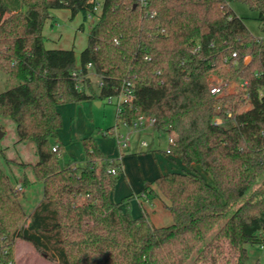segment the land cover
Returning <instances> with one entry per match:
<instances>
[{
	"label": "trees",
	"instance_id": "trees-1",
	"mask_svg": "<svg viewBox=\"0 0 264 264\" xmlns=\"http://www.w3.org/2000/svg\"><path fill=\"white\" fill-rule=\"evenodd\" d=\"M231 1L255 12L264 32V0H103L97 17L96 0H0V72L9 85L0 117L15 123L18 142L36 145L42 185L27 215L0 170V264H14L17 240L53 264H246V247L264 232V37L249 33ZM54 10L80 15V31L96 17L78 66L72 49L45 48ZM89 71L99 77L97 95ZM221 71L245 85L211 95L208 76ZM126 83L134 99L118 120L153 117L156 132L175 136L170 155L185 167L153 182L168 202L167 227L132 218L128 198L112 202L121 171L91 138L82 141L83 168L59 164L58 107L115 98Z\"/></svg>",
	"mask_w": 264,
	"mask_h": 264
},
{
	"label": "crops",
	"instance_id": "crops-1",
	"mask_svg": "<svg viewBox=\"0 0 264 264\" xmlns=\"http://www.w3.org/2000/svg\"><path fill=\"white\" fill-rule=\"evenodd\" d=\"M56 11H66L67 18L70 17L68 10L51 11V18L45 23L43 35L45 39L52 41V44H45V48L70 50L72 48L59 46L61 35L57 37L47 31L56 22L54 19V12ZM7 16L6 13L3 19H6ZM94 22L90 24V28ZM85 46L86 44L79 51L78 56ZM94 101L65 104L58 107L62 121V127L58 132V140L62 148L59 158L60 166L63 168H83L86 165L87 156L82 141L91 138L100 151L103 160L115 162L121 171L111 195L112 202L120 203L128 198L124 202L123 208H127L132 218L144 216L148 223L155 228L171 225L172 218L166 208L168 202L156 190L153 182L160 176L185 167L177 157L166 155V151L161 150L159 145L155 144L154 146L153 143L150 148L141 146L142 143H146L143 139L145 132L152 130L151 128L134 132L119 121L122 126L121 129L117 128L114 131L110 129L104 132L101 138L94 136L96 128L92 107ZM95 104L100 105L98 102ZM0 129L3 131V137L0 140V170L8 177L13 187L17 185L22 187L19 192V200L24 212L29 215L42 199V185L36 180L33 171V166L38 162L36 145L31 141L18 142L16 125L9 118L0 117ZM118 134L129 137V145L123 151L117 145L116 136ZM174 137L173 134L169 135V138L174 139ZM193 168L207 183L212 184L209 175L199 167L194 166ZM19 252H23L24 257L17 256L16 259L26 264L31 260L41 262V264H53L45 258L39 257L32 246L20 240L16 242L15 255Z\"/></svg>",
	"mask_w": 264,
	"mask_h": 264
},
{
	"label": "rangeland",
	"instance_id": "rangeland-1",
	"mask_svg": "<svg viewBox=\"0 0 264 264\" xmlns=\"http://www.w3.org/2000/svg\"><path fill=\"white\" fill-rule=\"evenodd\" d=\"M102 1L103 0H96V3H97L96 17L100 14ZM228 5H229V8L238 17H241L243 19L244 24L246 25L249 33L253 37L255 38L264 37V32L261 31V25L256 20L257 14L255 12H252L248 8L247 5L240 3V2L231 1L228 3ZM65 14H67L66 11L54 12V15H55L54 19L56 20V22L53 25V27L48 29L47 31H49L50 33H52L53 35L57 37L59 35L62 36L59 46H66L68 48H72L76 54L75 55L76 65H79L78 53L86 44L87 37L91 29L90 24L96 20V17H90L88 21L83 24V30L80 31V30H77V27L82 22L80 16H76L75 18L71 19L70 17L67 18ZM44 43L46 45H49V44H52V41L45 39ZM217 76L223 81H230V80L235 79L234 77L232 78L230 74L226 75L224 71L219 72ZM88 79L90 81L91 89L93 90L94 94L97 95L99 91V77L96 74H94L93 71H89ZM6 84H7L6 76L2 72H0V92H3L6 88L9 87V85L7 86ZM95 102L100 103V105L95 104ZM115 104H116V99L114 98L111 99V103L108 102V99H102V100H97V101L92 102L94 119H95V124H96V128L94 130V136L96 137L98 136L99 138H101L104 132L109 131L110 129L114 131L115 129L122 127L117 118ZM246 107L247 105H245V107L243 108L245 109ZM218 122L222 124L225 123V121L223 120H218ZM227 123L229 122L227 121ZM143 139L145 140L147 147L149 148L151 147V144L153 143H154V146L155 144L159 145L160 146L159 148L163 151H167L169 147V134L167 133H158L152 129V130H148L145 132V136L143 137ZM0 154H1V151H0ZM16 242L14 244V250H13V258H14L13 261H14V264H19L21 260L18 261L16 257L17 256L24 257V256H23V252H19L17 253V255H15ZM246 248H247V255H248L246 264H264V232L260 233V244H256L253 246H247ZM38 256L42 257L39 253H38ZM20 264H26V263L21 261ZM28 264H41V262H38V261L34 262L33 260H31ZM190 264L192 263L190 262ZM220 264H222V262H220Z\"/></svg>",
	"mask_w": 264,
	"mask_h": 264
},
{
	"label": "built area",
	"instance_id": "built-area-1",
	"mask_svg": "<svg viewBox=\"0 0 264 264\" xmlns=\"http://www.w3.org/2000/svg\"><path fill=\"white\" fill-rule=\"evenodd\" d=\"M94 11L96 12V8L94 9ZM260 39V38H259ZM233 57H235V54H233ZM87 69H91V65L88 64L86 66ZM245 82H238L237 79L235 78L234 80H230V81H223L222 79H220L216 74H210L208 76V87H209V93L213 96L216 97H221L225 94H231L234 91H236V89L238 87L244 86ZM113 99V98H111ZM111 99H108V102L111 103ZM114 99H116V113L117 116L121 115V112L123 110V108H125V106H131L133 103V99H134V95H133V90H132V85L130 83H126L125 87L123 88V90L121 91V93L115 97ZM249 107V105H247V107L245 109H247ZM217 111L219 112V109H217ZM228 118L231 117V114L227 115ZM123 125L127 126L129 128L130 131H142V130H146V129H153L156 120L153 117L150 116H141L138 117L137 119L131 121L130 123H125L122 122ZM116 141H117V145L118 148L123 151L124 149H126L129 145V137L128 135H117L116 136ZM173 143V138H169V145ZM142 147L146 148L147 144L146 143H142L141 144ZM52 152H56V148L53 147L52 148ZM166 155H170V150L169 148L166 151ZM113 173V171H111ZM14 190L19 193L22 190V187L20 185H17L14 187Z\"/></svg>",
	"mask_w": 264,
	"mask_h": 264
},
{
	"label": "water",
	"instance_id": "water-1",
	"mask_svg": "<svg viewBox=\"0 0 264 264\" xmlns=\"http://www.w3.org/2000/svg\"><path fill=\"white\" fill-rule=\"evenodd\" d=\"M3 137V131L0 129V140L2 139Z\"/></svg>",
	"mask_w": 264,
	"mask_h": 264
}]
</instances>
